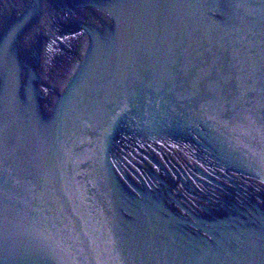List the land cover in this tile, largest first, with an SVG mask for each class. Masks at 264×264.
Returning a JSON list of instances; mask_svg holds the SVG:
<instances>
[{"label": "water", "instance_id": "1", "mask_svg": "<svg viewBox=\"0 0 264 264\" xmlns=\"http://www.w3.org/2000/svg\"><path fill=\"white\" fill-rule=\"evenodd\" d=\"M0 264H264V0H0Z\"/></svg>", "mask_w": 264, "mask_h": 264}]
</instances>
